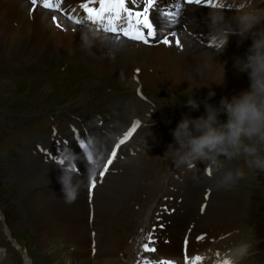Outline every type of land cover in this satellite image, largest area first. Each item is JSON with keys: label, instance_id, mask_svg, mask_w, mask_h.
Masks as SVG:
<instances>
[{"label": "rangeland", "instance_id": "1", "mask_svg": "<svg viewBox=\"0 0 264 264\" xmlns=\"http://www.w3.org/2000/svg\"><path fill=\"white\" fill-rule=\"evenodd\" d=\"M257 3L261 4H258L257 8L264 9V0H256ZM46 23L52 30H56L54 25H51L53 23L51 18ZM12 25L18 26L17 22H13ZM97 30L102 31L98 28ZM251 43H244L243 53ZM2 46L0 40V58L3 49L6 48L4 46L1 50ZM69 54L72 57L75 56L74 53ZM35 59L37 60L30 61L29 65L18 62L9 63L0 59V85L8 84L5 92L0 90V264H26V255L30 257L32 264H116L120 260V252L125 248H131L133 236L142 231L149 209L158 206L156 210L162 213L172 212V206L168 203L172 198L169 197L185 183H176L178 172H175L184 166L177 167L171 154L165 153L169 143L173 141L170 129L176 126L182 113L192 116L202 114L203 105L198 111H190L182 104L188 96L195 95L202 98L208 91L201 87L187 88L185 83L176 87L173 84H165L161 80L141 82L139 87L132 89L126 85L125 78L118 74L113 75L109 69L105 72L101 71L100 67L97 68L89 62L73 61L62 56L47 61ZM240 74L242 83L248 87L247 76ZM44 86H51L52 89L46 92L43 90ZM230 86L232 87L229 88L228 95L216 92V96L212 98L213 102H218L222 96L230 98L240 91L238 86H235V82H231ZM140 92H144L149 101L137 96ZM117 98L127 101L126 106L122 107L118 114L121 115L122 122L126 123V128L134 124L135 118L142 120V123L139 121L138 131L129 144L128 150L124 152L125 156L132 153L137 155L134 162L138 165L140 173L137 182L125 192L114 193L115 196H111L116 197L118 202L115 201L108 219L94 218L95 222L91 228L92 223L90 224L88 217L90 231L93 230L99 235V238L96 235L98 239L96 254L91 255L88 252L86 255H77L71 249L63 248L55 242L39 239L37 230L32 224V218L40 210L39 191L45 190L44 193H47L49 190L39 189L35 182L25 184L11 178L14 169L19 172L20 160L24 161L23 158L30 154L29 146L25 148L26 150H20L17 145L30 135L37 121L35 115L42 114L44 119H48L50 114L53 115L57 111L59 112L55 117L58 121H64L65 115L67 120L73 118V115H67L70 112L85 115L87 120L85 126L90 121L96 123L95 118H102L103 121L99 125L105 126L99 127L97 134L100 137L109 138L111 132L116 130L117 120H114L112 116L108 101ZM154 105L157 108L156 115L151 122H148ZM105 119L106 124L103 123ZM41 123L36 124L34 129L44 128L45 125H39ZM60 124L64 130L70 129L67 121L65 124ZM43 133L44 131L36 132V135L41 136ZM14 135L16 137L18 135L20 140ZM261 153L264 154V147ZM35 158L38 163L44 164L38 156ZM223 161L229 163L228 160ZM230 162L234 164L233 170L241 169L244 175L234 180L225 189L215 191L210 198V191L207 187H203L200 205L205 203V199L215 206H219L225 200L232 203L237 213L222 231L226 232L227 236H232L226 241L227 244L231 248L233 243L238 244V247L247 248V254L243 255L245 264H264V171L248 167L243 155ZM242 162V168L235 166ZM48 166L59 171V159L49 161ZM88 167L89 165H86L81 170L82 174L76 175V179L82 181V188L78 189V192L86 190L87 203L92 205L91 202L93 201L94 204L95 196L102 197L109 180L106 176L99 182L94 198L89 202L92 198L87 191L88 173H85ZM121 167L118 173L121 172L122 176L129 168L126 165ZM202 169L199 172L194 170L189 173L188 186L193 184V178L198 177ZM29 186L32 187L30 190ZM77 196H80L79 193ZM205 208L198 219L204 217L205 212L208 211V207ZM195 213L196 211L185 214L187 220H190ZM182 229L179 231L182 232ZM12 234L17 238L21 249H18V243L13 239ZM89 243L91 244L90 234Z\"/></svg>", "mask_w": 264, "mask_h": 264}, {"label": "bare ground", "instance_id": "2", "mask_svg": "<svg viewBox=\"0 0 264 264\" xmlns=\"http://www.w3.org/2000/svg\"><path fill=\"white\" fill-rule=\"evenodd\" d=\"M80 3L81 0H63L61 7L69 12L72 8H76V12L73 15L79 14L80 16H84L85 12L79 7ZM170 3H172V0H170ZM228 3L232 9L223 11L227 17L231 18L234 9L238 5V1L229 0ZM258 4H255V6ZM129 6H132L131 3H129ZM30 7V0H0V40L3 44L1 50L6 46L0 59H4L9 63L18 62L25 65L32 60H37L35 58L47 61L61 56L73 61L89 62L97 68L100 67L101 71L105 72V70L109 69L113 75L118 74L120 77L125 78L126 85L132 89L137 86L139 87L141 82L157 80H161L168 85H179L178 87L182 83H185L188 86L187 88L190 87V89L192 87H201L209 91V87H211L215 92L224 95L229 94V88L232 87L230 86L231 82H235V86H238V90L240 91L247 88L239 78L241 74L233 67V58L236 55H240V51L231 53L234 49H230L218 54L219 50L215 51L206 48L197 41V38H194L188 32L192 31L195 33L201 30L210 36L208 23H206L204 28V25L200 23L207 21L208 13L214 10L212 8L187 7L184 19H182V25L179 29L174 26L171 29L178 33L183 44V47H178L175 44L171 46L158 43L143 44L139 41L127 40L126 38L124 42L105 39L106 36H111V34L97 30V27L91 22L77 25L71 21H65L63 13H54L53 10L40 7H37L36 10L30 13ZM53 14L57 15V19L63 25L62 27H57L56 22L53 21L51 25H54L56 30H52L46 23ZM157 20L160 21L159 16ZM13 22H17L18 26L13 27ZM237 36L239 37L236 38L241 43L252 42L251 37L243 39L239 34ZM234 40L237 41L235 38ZM69 53H74L75 56L72 57ZM137 69H139V72H137ZM223 79L224 82L218 84ZM7 87L8 84H2L0 85V90L5 92ZM51 89V86L43 87V90L46 92ZM125 102L127 101L118 98L108 101L110 104L109 108L112 110V116L114 120H117L115 123L116 130L113 132H111L112 129L110 130L111 136L109 138L100 137L102 143L107 144L108 147L114 146L122 137L118 135L127 130L126 123L122 122L121 115H118L120 114V109L126 106ZM156 110V105H154L151 111L152 116H150L148 122L152 121L153 116L155 117ZM134 159L135 157L129 156L121 162L119 161L120 163H115L113 168H111V173L107 174L109 181L105 185L103 194L101 193L102 197L95 196V219H108L111 209L115 201H117L116 197L111 196H115L114 193L120 194L119 192H125L127 188L137 182L140 171ZM19 163V172L15 169L12 172L11 178L14 181L25 184L35 182L39 189L47 188L46 190H49L47 193H44L45 190L39 191L38 205L40 206V210L32 218V224L37 230L39 239L55 242L63 248L71 249L77 255L90 253L91 251L88 249L90 244V229L88 225L89 206L86 190L78 192L80 196L76 195L75 199L69 202L60 190V184L57 181L59 172L54 167V169L52 167L46 169V165L38 163L35 156L26 157L25 161L20 160ZM125 165L129 168L125 175L121 176V172L118 175H114L116 171L112 175L113 169L119 172V168ZM228 169L231 168L229 167ZM83 185L85 186V184ZM203 186H206L205 178L199 175L198 179H195L194 184L188 189L186 201L183 205L184 209H186L185 214L194 211L196 213L190 220H187L185 214L177 217L178 227L173 230V246L162 245L158 249L160 251L159 256L173 258L175 262L184 263L181 257L182 248L180 242L185 233H183L185 226H187V229L189 223L194 221L191 235L192 237L204 236L202 239L204 242L200 244V248L205 249L210 245V241H213L221 234L223 227L237 213L236 207L226 200L221 202L219 206L211 205L208 202V211L205 212L204 217L195 220V216L199 214L200 203L203 198ZM30 188L32 187L29 186L28 189L30 190ZM81 188L82 186L79 189ZM225 188L226 186L220 187L216 184L212 194ZM35 196L37 197V195ZM180 229H182V232L179 231ZM12 237H14V234H12ZM17 247L21 249L20 245H17ZM196 249V246L191 244L190 255L197 253L195 252ZM246 251L247 248L242 246L234 250V255L239 258ZM191 260H195V258H191ZM26 264H32L27 255Z\"/></svg>", "mask_w": 264, "mask_h": 264}, {"label": "clouds", "instance_id": "3", "mask_svg": "<svg viewBox=\"0 0 264 264\" xmlns=\"http://www.w3.org/2000/svg\"><path fill=\"white\" fill-rule=\"evenodd\" d=\"M207 23L214 46L222 49L218 54L225 50L231 34H239L243 39L251 37L252 43L244 55L233 58L236 71L246 74L248 87L230 98L222 96L218 102L212 100L216 92L211 87L202 98L188 96L182 106L198 111L203 105L204 112L198 116L182 113L176 126L170 129L173 141L165 153L171 154L177 167L189 168L198 161L210 162L219 168L223 160L243 155L248 167L264 171L261 153L264 147V10L245 3L229 18L222 7H217L208 13ZM223 82L224 79L218 84ZM78 158L70 146L63 148L59 158L57 181L69 202L82 186V181L76 179ZM87 160L94 163L91 151L87 152ZM87 172L91 177L95 167H88ZM243 175L241 169H227L217 178V184L228 186Z\"/></svg>", "mask_w": 264, "mask_h": 264}, {"label": "snow or ice", "instance_id": "4", "mask_svg": "<svg viewBox=\"0 0 264 264\" xmlns=\"http://www.w3.org/2000/svg\"><path fill=\"white\" fill-rule=\"evenodd\" d=\"M63 0H30V13L36 10L39 5L43 9L53 10L63 13L65 21H71L77 25H83L91 22L104 33H111V36H106L105 39H112L124 42V39L130 41H139L144 44L162 43L164 45L175 44L178 47H183L181 39L176 31L171 30L172 27L179 23V17L183 12L184 4L206 5L212 7H225V5L217 3L216 0H174L172 4H161V0H81L79 7L85 12L84 16L79 14L73 15L76 8L66 11L61 7ZM131 3V7L129 6ZM98 5V6H97ZM160 17V23H157V17ZM51 19L56 22L57 27H62V22L57 19V15L53 14ZM170 37L172 39H170ZM139 72V69H137ZM139 121L134 123L131 128L123 133V136L111 148L109 155L105 158L102 170L99 172V177H104L109 170L113 160L117 158V150L124 144L137 128ZM76 139L79 142L80 148L88 150V143L84 138L77 134ZM66 143V141H60ZM45 153L46 159L56 160V156L52 155L46 148H41ZM91 154L89 153V157ZM211 172V169H208ZM96 179H92L89 183V192L95 188ZM204 207H201V211ZM203 239V236L196 237ZM147 243L143 244L145 251H155V246L150 244L153 240L151 232L147 234ZM188 240L185 237V261H188L187 256ZM219 255V253H217ZM196 260L201 258L197 256ZM139 264V262H138ZM145 264H148L147 260ZM159 264H173L171 261H162ZM219 264H231V261L225 258Z\"/></svg>", "mask_w": 264, "mask_h": 264}]
</instances>
